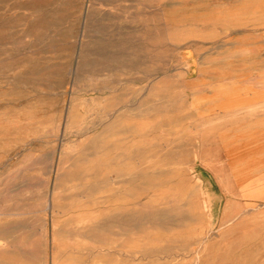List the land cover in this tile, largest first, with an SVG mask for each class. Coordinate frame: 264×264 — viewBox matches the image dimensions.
Masks as SVG:
<instances>
[{"label":"rangeland","instance_id":"1","mask_svg":"<svg viewBox=\"0 0 264 264\" xmlns=\"http://www.w3.org/2000/svg\"><path fill=\"white\" fill-rule=\"evenodd\" d=\"M0 264H264V0H0Z\"/></svg>","mask_w":264,"mask_h":264},{"label":"bare ground","instance_id":"2","mask_svg":"<svg viewBox=\"0 0 264 264\" xmlns=\"http://www.w3.org/2000/svg\"><path fill=\"white\" fill-rule=\"evenodd\" d=\"M197 44V43H196ZM226 93V92H225ZM224 93V91H221V95H223V94H225ZM246 95H249V94H246ZM233 96H235V95H233ZM234 111V110H236L235 108H232V107H229V108H227V109H225L224 111Z\"/></svg>","mask_w":264,"mask_h":264}]
</instances>
